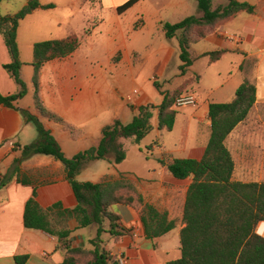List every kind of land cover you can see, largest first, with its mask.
Instances as JSON below:
<instances>
[{"label":"crops","instance_id":"0c3cea01","mask_svg":"<svg viewBox=\"0 0 264 264\" xmlns=\"http://www.w3.org/2000/svg\"><path fill=\"white\" fill-rule=\"evenodd\" d=\"M27 1L3 0L1 12L14 13ZM125 1L94 0L93 5L89 0H39L41 5L51 3L54 6L37 8L19 21L17 44L20 54L21 43L27 54L24 60L21 57V75L27 92L14 102V108L0 104V175L7 173L13 159L20 155L19 146L31 142L37 135L35 126L25 120L21 110L39 117L64 155L71 157L97 145L105 125L116 119L128 123L135 114L131 106L157 105L162 100L160 91H171L178 85L183 77L179 73L177 81L168 89L163 80L159 89L151 86V89L154 87L152 92L144 89L141 78L145 76L154 82L153 78L168 70L170 60L179 52L178 38L177 35L167 38L162 24L175 23L189 15L200 16L197 1L139 0L120 14L116 8ZM237 1L250 3L254 11L240 12L214 29L207 28L205 37L190 46L194 55L213 50H224V53L212 63L204 56L187 67L184 76L197 75L198 79L193 85L194 93L181 95L196 98V105H191L193 111L189 118L185 116L184 122L185 125L189 119L202 122L209 137V103L229 102L244 80L252 83L255 102L224 143L234 161L232 179L261 182L264 180V0ZM226 3L227 0H211L213 9ZM73 33L80 39L78 48L67 56L45 62L40 70V99L47 109L62 119V122H56L40 116L34 108L31 51L35 42L65 38ZM9 61L0 35L1 95L18 90L3 68ZM134 89L138 92L131 102H127L125 95ZM156 114L154 111L155 118ZM123 139L119 140L122 145ZM184 139L185 136L178 151L185 149ZM207 140L190 148L189 158L200 159ZM112 158L109 154L107 159L88 161L79 173L89 169L88 173L93 175L91 182L115 179L124 174L145 202L166 211L176 225L161 236L148 238L140 221L141 206L116 203L110 209L122 217L128 231L117 239L108 231L102 232L101 246L111 255L122 257L124 264H167L177 259L180 257L179 232L184 225L183 205L192 176L176 178L158 160L139 168H121V162L115 163ZM20 167V178L24 182L13 176L0 189V264H17V256H26L24 264H59L66 254L63 243L43 230L26 228L23 211L33 187H36V200L42 208L57 201L64 208L76 205L66 180L65 167L61 161L44 154L31 156L22 161ZM66 226L70 229L69 246L93 248L91 240L96 236L95 224L79 228L76 220L70 218ZM255 232L264 237V221L257 223Z\"/></svg>","mask_w":264,"mask_h":264},{"label":"trees","instance_id":"16d2710c","mask_svg":"<svg viewBox=\"0 0 264 264\" xmlns=\"http://www.w3.org/2000/svg\"><path fill=\"white\" fill-rule=\"evenodd\" d=\"M86 1V0H84ZM139 0H127L116 10L123 13ZM200 16L189 15L175 23L165 22L162 29L167 38L177 35L179 75L183 76L171 91H160L159 104L131 106L135 114L128 123L116 119L101 130L97 145L66 157L51 132L45 128L36 115L21 110L25 120L32 122L37 135L31 142L19 146L20 155L13 159L7 173L0 175V189L13 176L20 178L22 161L35 154L50 155L62 162L66 180L73 191L76 205L64 208L57 201L42 208L36 200V187L26 200L23 224L26 228L39 229L57 237L66 254L59 264H119V256L111 255L101 246V233L108 231L114 239L119 238L128 228L122 217L110 209L116 203L140 205V221L146 237L161 236L175 227L176 221L169 219L166 211L158 210L145 202L137 188L120 174L115 179L105 178L100 182L79 181L77 175L88 161L107 159L113 155V162L125 158L120 138L132 137L136 143L152 129L151 118L156 111V128L171 131L174 127L178 108L176 99L184 93H194L193 85L197 75L184 76L186 69L196 59L208 56L209 63L220 58L224 50H213L194 55L190 46L205 37L207 28L214 29L240 12L252 13L254 6L248 2L227 0L225 5L212 8L211 0H196ZM3 0H0V7ZM54 4L41 5L39 0H28L14 13L3 14L0 8V35L10 55V61L3 65L18 86L15 93L0 94V104L14 108V102L27 92L21 75L22 61L17 45L19 21L37 8H50ZM178 33V34H177ZM80 44L76 34L65 38L47 39L33 44V105L40 116L56 122L62 119L47 109L40 99L39 76L43 64L54 58H61L74 52ZM154 86L160 85L154 81ZM255 102V86L244 80L235 90L229 102H211L208 105L210 133L200 159L160 158L159 162L176 178L192 176L183 205V227L179 232L180 257L167 264H264V237L255 232L259 221H264V180L243 182L232 179L234 161L224 141L231 130L248 114ZM74 218L79 228L91 224L97 226L96 236L91 240L93 248L71 247L67 243L70 229L66 223ZM107 221L108 226L105 227ZM26 256H17V264H24Z\"/></svg>","mask_w":264,"mask_h":264},{"label":"rangeland","instance_id":"374dc122","mask_svg":"<svg viewBox=\"0 0 264 264\" xmlns=\"http://www.w3.org/2000/svg\"><path fill=\"white\" fill-rule=\"evenodd\" d=\"M89 1H91V4L95 5V3L93 2L94 0H89ZM20 48H21V54L19 51L20 59L22 57V59L24 60L27 56V54L24 51L25 49L24 44L21 43ZM32 52L33 51H31V54ZM29 53L30 52H28V57H29ZM179 64H180V59L178 55L175 54L173 58L170 60L168 65V70L164 73V75L159 76L157 78H153V80H155L159 85L160 82H163L164 80L163 82L164 86L168 89L171 85H173L177 81V77L179 73ZM141 84L143 85L144 89L148 91L153 90L155 87L153 81L150 79L148 80L147 77L145 78V76H142ZM151 86H154L152 87L153 89H151ZM174 106L178 108V114L176 117L175 125L171 131H165V130L158 131V129L155 127L156 118L155 116H153L151 118V122L154 125V128L138 143H136L132 137L123 139L122 147L125 152V158L121 161V164L119 165L121 168L122 167L139 168L145 163L148 165H152L155 164L157 160L159 162L160 157L164 159H168L169 155L177 158L180 157L189 158L191 157L189 156L191 155L190 154L191 151L189 149L192 148L197 143H201L200 145H202L203 143L202 141H206V138H208V130L205 128V125L202 124V122L198 123L196 120L189 119L188 124L185 125L186 122L185 116L189 118L191 112L193 111V107L191 105H187L184 107L179 106L181 107L179 108L175 104ZM184 136H185L184 140L186 147L184 150L178 151L180 147L181 139ZM88 172L89 169H84L81 174L79 173L80 175L78 174L77 180L91 181V179H93V175L89 174Z\"/></svg>","mask_w":264,"mask_h":264},{"label":"built area","instance_id":"2783aa9c","mask_svg":"<svg viewBox=\"0 0 264 264\" xmlns=\"http://www.w3.org/2000/svg\"><path fill=\"white\" fill-rule=\"evenodd\" d=\"M138 90L134 89L132 92L127 93L125 95V100L127 102H131L133 99V95L136 94ZM176 106H185V105H196V98L193 95H184L180 96L175 101ZM119 264H124V259L119 257L118 259Z\"/></svg>","mask_w":264,"mask_h":264}]
</instances>
